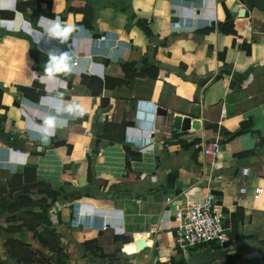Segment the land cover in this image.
I'll list each match as a JSON object with an SVG mask.
<instances>
[{
    "label": "crops",
    "instance_id": "obj_1",
    "mask_svg": "<svg viewBox=\"0 0 264 264\" xmlns=\"http://www.w3.org/2000/svg\"><path fill=\"white\" fill-rule=\"evenodd\" d=\"M171 35L179 36L165 43ZM176 116L201 129L174 132ZM46 117L57 127L43 143ZM243 124L247 132L232 137ZM215 140L221 154L205 158L201 145ZM126 147L139 157L128 158ZM0 169L34 170L52 192L33 196L49 205L48 225L0 231L7 264H17L9 238L49 264H172L180 257L166 200L197 190L231 213L244 210L228 248L233 264H264V194L253 198L264 189V0L0 7ZM223 251L210 264H226Z\"/></svg>",
    "mask_w": 264,
    "mask_h": 264
},
{
    "label": "trees",
    "instance_id": "obj_2",
    "mask_svg": "<svg viewBox=\"0 0 264 264\" xmlns=\"http://www.w3.org/2000/svg\"><path fill=\"white\" fill-rule=\"evenodd\" d=\"M140 25L147 31L143 23ZM179 35H171L165 40V43L173 42ZM25 95L30 96L34 89L22 88ZM41 93L34 97L37 98ZM252 124V121H249ZM247 132V127L244 126L240 131L231 133L232 137H237ZM128 158H138L139 155H134L131 148L126 147ZM251 153H246L249 155ZM92 176V173L90 174ZM5 177V181L0 186V231L15 234L23 231L24 229L29 232H36V230L43 226L48 225V208L49 205L45 199L35 201L33 196L37 195L40 191L46 190L48 197H51L52 192L48 186L43 183H37L36 172L34 170H26L24 174L11 173L7 170L0 169V178ZM3 180V179H2ZM3 186V187H2ZM7 198H2V195ZM39 210L36 211V210ZM244 222V210L240 207L235 212L231 213L229 225L231 227L230 240L235 241L238 239L239 224ZM126 244L130 243L129 239L125 241ZM6 252L11 259H15L17 264H49L48 259L40 251L34 249L31 245L24 244L13 238H9L5 243ZM214 251H222L219 245L204 246L197 253L209 254ZM87 253H85L86 255ZM226 264H233L236 257L229 253V249L223 251ZM177 260H173L176 263ZM0 264H7L2 257L0 249ZM156 264H167L159 260Z\"/></svg>",
    "mask_w": 264,
    "mask_h": 264
},
{
    "label": "built area",
    "instance_id": "obj_3",
    "mask_svg": "<svg viewBox=\"0 0 264 264\" xmlns=\"http://www.w3.org/2000/svg\"><path fill=\"white\" fill-rule=\"evenodd\" d=\"M155 134L153 130L151 135ZM203 156L217 158L222 152L220 140L201 145ZM204 169L205 162L203 164ZM211 170V169H210ZM242 175L248 176L249 169H242ZM241 194L248 193L247 188L240 190ZM199 190L180 193L168 197L166 204L173 210L174 248L181 259H186L204 246L219 245L230 240L231 209L223 206L220 197L212 192L198 196ZM264 194L262 187H256L253 192L255 200Z\"/></svg>",
    "mask_w": 264,
    "mask_h": 264
},
{
    "label": "water",
    "instance_id": "obj_4",
    "mask_svg": "<svg viewBox=\"0 0 264 264\" xmlns=\"http://www.w3.org/2000/svg\"><path fill=\"white\" fill-rule=\"evenodd\" d=\"M255 1L259 2V0H255ZM80 116L83 117L84 115L82 114ZM191 129L200 130L201 129L200 121L196 120V119L192 120L190 118H182L180 116H176L174 118V121H173L174 132H176V133L179 131L186 132V131H189ZM141 197L142 196H140V195L136 196L137 199H140ZM142 198H143V200L146 199L145 196H143ZM231 245H232V241L228 240V241L224 242L221 247L223 250H226V249L230 248ZM222 257H223L222 253L220 251L212 252L209 254L201 253V254H197V255H192L186 259H181L174 264H210L213 261H215L216 259H221Z\"/></svg>",
    "mask_w": 264,
    "mask_h": 264
},
{
    "label": "clouds",
    "instance_id": "obj_5",
    "mask_svg": "<svg viewBox=\"0 0 264 264\" xmlns=\"http://www.w3.org/2000/svg\"><path fill=\"white\" fill-rule=\"evenodd\" d=\"M14 3H15V0H7V3H5V0H0V7H11L12 5H14ZM53 59H56V58H53ZM60 59H64V58L60 57ZM65 70L70 71V69L68 68H66ZM46 71L51 72L52 68L50 67ZM66 110L69 112L75 113L76 117L83 114L82 111L77 110L71 105L67 106ZM56 127H57V123L54 119H52L51 117H46L44 119V123L40 126L41 131L38 133V137L42 140L43 143H47L49 140V137L54 135V130L56 129Z\"/></svg>",
    "mask_w": 264,
    "mask_h": 264
},
{
    "label": "rangeland",
    "instance_id": "obj_6",
    "mask_svg": "<svg viewBox=\"0 0 264 264\" xmlns=\"http://www.w3.org/2000/svg\"><path fill=\"white\" fill-rule=\"evenodd\" d=\"M2 179H3V180H2ZM2 179L0 178V186L2 185V182H4V181H5V177H3ZM2 187H3V186H2ZM2 193H3V190H1V191H0V194H2ZM2 197H3V198H7V196H6V195H5V196H4V195H2Z\"/></svg>",
    "mask_w": 264,
    "mask_h": 264
},
{
    "label": "snow or ice",
    "instance_id": "obj_7",
    "mask_svg": "<svg viewBox=\"0 0 264 264\" xmlns=\"http://www.w3.org/2000/svg\"><path fill=\"white\" fill-rule=\"evenodd\" d=\"M49 123H51V122H49Z\"/></svg>",
    "mask_w": 264,
    "mask_h": 264
}]
</instances>
